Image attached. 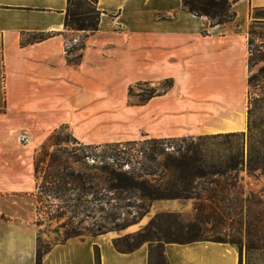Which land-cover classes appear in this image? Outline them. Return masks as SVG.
<instances>
[{"label":"crops","instance_id":"1","mask_svg":"<svg viewBox=\"0 0 264 264\" xmlns=\"http://www.w3.org/2000/svg\"><path fill=\"white\" fill-rule=\"evenodd\" d=\"M231 24L211 26L183 0H98L99 30L78 65L65 29L68 0H0V264H37L33 213L8 210L36 191L38 150L62 126L84 145L244 132L250 90L249 31L264 0H230ZM261 24V23H259ZM39 42L24 43L32 35ZM77 36V35H76ZM173 86L145 105H129L138 82ZM181 210L183 204L176 203ZM165 205L158 204L159 211ZM121 232L74 236L53 244L43 264H149L150 242L119 251ZM170 264H239L230 243H166Z\"/></svg>","mask_w":264,"mask_h":264},{"label":"rangeland","instance_id":"2","mask_svg":"<svg viewBox=\"0 0 264 264\" xmlns=\"http://www.w3.org/2000/svg\"><path fill=\"white\" fill-rule=\"evenodd\" d=\"M253 14L255 17L257 11ZM260 14L264 17V11H261ZM254 31L253 36L249 35V40L253 41L254 55L250 61L252 73L247 97V128L244 132H235L239 134L238 137L221 138L204 145L214 160L222 158V160L230 161L232 159L234 161L239 154H242V158L245 159V164L242 165L243 168L238 173H228L223 177L214 176L209 181H200L198 192L203 194L204 188L208 187L215 189L219 194L220 202L218 204L224 210L223 223L196 221L200 213L198 211L200 202L195 199L150 202L143 200L142 194L138 190L108 191L112 183H116V180H113L115 174L132 172L135 175H142L140 180H143L146 179L144 175H146L147 169H153L154 165L159 167V164L165 163V159L159 157L158 162L152 163L145 157L146 154L152 152V146L143 143L146 139L138 140V145L120 142L109 143L108 146L101 144V147L96 149L89 148L87 147L89 145L80 143L68 127L59 128L56 138L52 141L50 137L38 150L36 159H40L46 152L49 155L56 153L64 164L73 170L85 173L86 181L95 184L98 188L95 198L93 195L84 197L82 203H87L86 201L90 200V204H82L84 210L76 217H72V214L67 212V207L61 209L64 207V203L56 199L54 202H51L53 199L47 201L46 197L40 193L41 190L36 187L33 194L19 199L18 203L13 202L12 199L8 201L7 209L28 210L33 213L35 224L39 229V245L43 250L74 236H97L107 232H121L136 226L144 219H147L148 224L144 229L126 239L125 247H136L141 244L145 236H148L149 239L154 240L152 247L158 256L163 251L165 244L173 241L188 242L194 239L209 238L222 241L242 239L245 242L249 223L255 224L259 215L263 213L261 210L264 209V61L261 60L262 53L264 55V41L262 42L260 38V35H264V26L257 25ZM72 33L75 36L70 38L71 42L77 40L74 44H79L84 36L83 32L73 31ZM261 43H263V47L260 48L262 52L260 54L256 50ZM165 84L166 82L152 86L162 90ZM149 89H151L149 85L138 86L135 84L133 86L135 94L147 92ZM137 101L138 97L130 96L129 91L128 104L133 105ZM187 137L196 139L193 144L191 141H174L171 143L172 145H169L168 151L172 152L178 148L182 150L194 149L198 145L202 144L200 146H203L204 144L197 139L199 136ZM55 143L58 145H54ZM249 161L262 168L255 172H249ZM40 167L43 170L39 174L37 183L39 186L47 187L45 165L40 163ZM106 167H109V170H106ZM158 175L161 178L164 177L163 182L169 177L163 166L158 168ZM176 203L184 205L181 210L176 206ZM158 204L165 206L162 210L157 211L155 207ZM90 210H93L91 215H89ZM207 214L205 212V215ZM144 231L146 233L140 235ZM162 263L159 261V264ZM153 264H158V260H154ZM242 264H247L245 248L242 254Z\"/></svg>","mask_w":264,"mask_h":264},{"label":"trees","instance_id":"3","mask_svg":"<svg viewBox=\"0 0 264 264\" xmlns=\"http://www.w3.org/2000/svg\"><path fill=\"white\" fill-rule=\"evenodd\" d=\"M183 8L190 13L199 16L207 17L211 26L226 25L231 24L236 19V12L233 9V2L230 0H183ZM264 11V10H261ZM260 11V12H261ZM259 10L255 18H264L260 14ZM101 11L98 8V0H68V7L66 11V21L65 29L71 32H83L84 36L79 44H74L68 50V62L72 65H78L82 59V55L79 53L76 56H71V54L81 51L85 47L86 39L99 30ZM263 21H255L251 26L249 34L253 36L255 33V26H264ZM261 23V24H259ZM46 38L45 35H32L28 39H24V43L39 42ZM261 41H264V35H260ZM253 41L249 40V50L250 58L249 62L254 55ZM263 43L256 50L260 54ZM261 60L264 61V55L262 53ZM138 86L149 85L151 89L145 91L144 93L135 94L133 87L130 88V96L138 97V101L133 103V105H145L152 98L156 96H161L168 92L173 86L172 80H167L165 86L162 90H158L153 87L150 82H139ZM65 127V126H62ZM58 130H56L51 136L53 141L58 135ZM243 134V133H242ZM238 133H228V134H216V135H204L199 136L197 139L200 143H204L203 146L198 145L194 149L182 150L178 148L172 152L168 151L169 145H172L174 141L177 142H190L193 144L195 137H181V138H163V139H146L143 141L145 144L152 146V152L146 154V158L152 163H156L159 157L165 159L164 164H159V167L163 166L166 175L169 177L163 182V178L158 175V166L154 165L153 169H147L146 179L140 180L142 175H135L132 172L115 174L113 180L116 183H112L108 191H134L138 190L141 192V198L143 200H148L150 202L156 200H172V199H195L200 202L198 206V211L200 212L196 221L200 222H210L213 221L217 223H223L224 221V210L218 204L220 202L219 194L215 189L208 187L204 188V195L199 191L200 181H209L214 176L223 177L228 173L239 172L242 165L245 164L244 157L242 154L233 161L218 159L214 160L208 151L204 148V145L208 142L217 141L221 138L228 137H238ZM130 145H138V141L128 142ZM54 145H58L55 143ZM107 146L109 144H106ZM89 148H99L101 145L97 146H87ZM89 157V155H86ZM49 158L48 160H45ZM226 159V158H225ZM40 163L45 165V184L47 187L39 186L37 183V188L41 190V194L44 195L47 201L55 199L59 202L64 203V207L61 209H66L67 212L72 214V217H76L84 209L82 204H90V200L87 203H82L84 197H89L93 195L95 198L97 193V187L91 181H86V174L80 171L73 170L70 166L64 164L62 160L56 153L51 155L48 152L44 153L40 159H36V179H39V174L41 170ZM139 163V162H138ZM241 165V167H240ZM262 167L253 164L252 161L248 163L249 172H255L260 170ZM109 170V167L105 168ZM158 175V176H157ZM151 178V179H149ZM215 182V181H213ZM96 200V199H95ZM222 200V199H221ZM73 202V203H72ZM72 203V204H68ZM61 204V203H60ZM95 208V207H94ZM263 213L259 215V219L255 224L249 223L246 230L247 236L246 241L242 239L234 241H222V240H211L206 238L194 239L188 242L196 240H210L215 242L230 243L238 248L240 261L242 264V254L244 248L247 253V264H264V209L261 210ZM205 212L208 214L205 215ZM93 214V210L89 211V215ZM226 220V219H225ZM147 230V229H146ZM146 231L140 233L144 235ZM130 237V236H129ZM117 240L115 242V247L119 251L128 252L136 247H125L124 243L126 239ZM148 239V240H147ZM150 242V260L149 264H153L154 260L162 261V264H170L169 260L165 254V247L163 251L157 256L155 249L152 247L154 240L145 236L142 242ZM159 241V240H157ZM141 242V243H142ZM188 242H168V243H188ZM140 245V244H139ZM138 245V246H139ZM47 250H43L41 245L38 248L37 264H43V257ZM97 262L100 264L99 252L96 249ZM159 257V259H158Z\"/></svg>","mask_w":264,"mask_h":264}]
</instances>
